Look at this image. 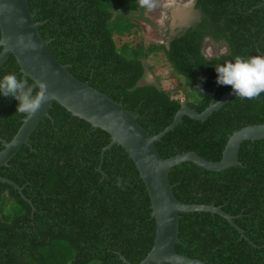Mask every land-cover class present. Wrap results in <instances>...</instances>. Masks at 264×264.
I'll list each match as a JSON object with an SVG mask.
<instances>
[{"label": "trees", "instance_id": "16d2710c", "mask_svg": "<svg viewBox=\"0 0 264 264\" xmlns=\"http://www.w3.org/2000/svg\"><path fill=\"white\" fill-rule=\"evenodd\" d=\"M30 8L55 58L78 79L120 102L140 125L156 134L173 120L182 104L200 112L230 86L217 84L215 65L237 55L264 54V0H194L193 24L166 42L142 39L119 45L137 20L149 22L137 0H30ZM206 38L225 50L207 56ZM1 51V48H0ZM170 69L173 96L149 80L150 56ZM15 74L13 65L0 79ZM29 85H31L29 83ZM18 101L0 94V137L9 141L25 116ZM264 122V93L257 99L230 98L205 120L183 116L155 146L162 158L195 151L219 160L229 135L247 124ZM105 141L52 102L23 145L0 169L22 187L0 183V264H138L153 245L155 221L145 184ZM3 148L0 142V150ZM240 164L210 171L191 162L168 171L175 197L185 203H213L233 219L253 242L225 218L211 213L180 217L177 252L209 264H264V139L247 140ZM123 178V188L116 186Z\"/></svg>", "mask_w": 264, "mask_h": 264}, {"label": "water", "instance_id": "95a60500", "mask_svg": "<svg viewBox=\"0 0 264 264\" xmlns=\"http://www.w3.org/2000/svg\"><path fill=\"white\" fill-rule=\"evenodd\" d=\"M42 23L43 21L35 20L30 0H0V70L13 63L28 83L45 81L48 95L51 96L32 118H22L20 126L9 141L0 137L3 146L0 150V169L8 164L23 145L28 144L29 136L39 122L44 117H49V109L54 102L107 143L100 153L97 169L101 170L104 151L112 147L143 180L150 199L151 216L155 221V235L151 249L138 264H209L177 252L180 217L189 213L220 215L238 230L240 237L253 244L234 223L233 219H237V216L224 211L221 205L178 200L173 193L168 171L191 162L210 171H222L240 164L239 148L247 140L264 139V122L247 124L234 130L229 135L219 160L206 159L195 151H184L162 158L155 146L156 141L171 131L183 116L205 120L230 98L236 97L232 89L224 92L217 100H214V93L211 92L212 100L200 112L182 104L175 112L172 122L151 135L140 125L136 114L129 112L120 102L88 82L75 77L68 71L66 64L55 58L48 47L49 40L43 39L38 28ZM21 37L24 38L23 45L19 44ZM1 182L12 185L31 204L22 194V187L13 180L0 175ZM120 258L131 264L123 255Z\"/></svg>", "mask_w": 264, "mask_h": 264}, {"label": "clouds", "instance_id": "9594fccd", "mask_svg": "<svg viewBox=\"0 0 264 264\" xmlns=\"http://www.w3.org/2000/svg\"><path fill=\"white\" fill-rule=\"evenodd\" d=\"M140 8L150 12L157 7V0H137ZM24 38L19 39L23 45ZM34 47V45H33ZM217 84L230 86L240 99H257L264 93V54L242 58L237 55L234 62L229 60L222 65H215ZM0 94L14 97L19 103L17 113L32 118L51 99L45 81H35L29 85L26 79H19L15 74H6L0 79ZM123 178L117 177L116 186L123 188Z\"/></svg>", "mask_w": 264, "mask_h": 264}, {"label": "rangeland", "instance_id": "374dc122", "mask_svg": "<svg viewBox=\"0 0 264 264\" xmlns=\"http://www.w3.org/2000/svg\"><path fill=\"white\" fill-rule=\"evenodd\" d=\"M191 0H157V7L148 12L145 10L144 15L149 18V22L137 20L138 26L133 29V33L125 35L121 38L115 36L116 42L119 45L123 41H129L131 44L143 40L145 44L167 42L165 37L169 25H177L178 19L185 17L189 18L188 6ZM171 33H175L172 32ZM223 46H215L212 43L205 41L203 51L207 56L219 54L223 52ZM147 64L153 69V73L148 72L147 78L154 80L155 77L161 85H163L173 96L181 97L176 91L175 86L171 83L169 76L170 69L168 65L157 56H150L147 59Z\"/></svg>", "mask_w": 264, "mask_h": 264}, {"label": "flooded vegetation", "instance_id": "af4514ba", "mask_svg": "<svg viewBox=\"0 0 264 264\" xmlns=\"http://www.w3.org/2000/svg\"><path fill=\"white\" fill-rule=\"evenodd\" d=\"M193 1H194V0H191V1H190V5L193 3ZM189 15H190L189 18H188V16L186 15L185 17H183V18H181V19H178L177 22H179V23H177V25H176V24H175V25H171V26L169 25V28H168V30H167V32H166L165 37H166L167 39H169V37H170L171 35H173V34H175V33H178L179 30H181V29H183V28H186V27H188L189 25L193 24V22H194L193 17H192L193 14H189ZM171 31H172V32H175V33H171ZM205 41L210 42L208 38H206ZM167 42H168V40H167Z\"/></svg>", "mask_w": 264, "mask_h": 264}]
</instances>
